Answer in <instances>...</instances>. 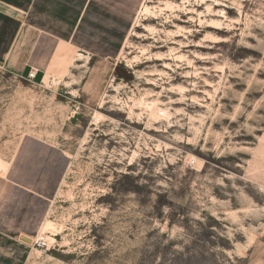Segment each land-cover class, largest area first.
Wrapping results in <instances>:
<instances>
[{
    "label": "rangeland",
    "instance_id": "rangeland-1",
    "mask_svg": "<svg viewBox=\"0 0 264 264\" xmlns=\"http://www.w3.org/2000/svg\"><path fill=\"white\" fill-rule=\"evenodd\" d=\"M166 1L0 0V264H264V0Z\"/></svg>",
    "mask_w": 264,
    "mask_h": 264
},
{
    "label": "bare ground",
    "instance_id": "bare-ground-1",
    "mask_svg": "<svg viewBox=\"0 0 264 264\" xmlns=\"http://www.w3.org/2000/svg\"><path fill=\"white\" fill-rule=\"evenodd\" d=\"M185 1V0H184ZM189 1V0H187ZM190 2V1H189ZM185 3V2H184ZM166 9H170V10H174V9H181V5L175 3V2H172V1H166L165 3V7H156L153 9V12H152V9L149 7V6H146L145 7V12H148V13H153L154 15H162L163 12L166 10ZM208 10L212 11V7L211 6H208ZM155 11V12H154ZM175 11V10H174ZM158 12V14H157ZM211 20V19H210ZM215 20V19H214ZM213 20V21H214ZM212 21V22H213ZM211 22V21H210ZM211 22V23H212ZM201 23V21H200ZM215 23V21H214ZM106 24V23H105ZM218 24V23H216ZM220 24V23H219ZM153 26V25H152ZM149 28L150 30L152 31H157L155 27H147ZM179 31H181V27H179ZM146 51L145 48H143L142 50V53H144ZM177 58H180L182 59L183 58V55H179ZM137 59V57H136ZM165 67H170V63H165ZM165 73V72H163ZM162 73V74H163ZM118 86V85H117ZM183 87V86H182ZM117 88V87H116ZM185 89V87H184ZM181 92H183V88H180L179 89ZM150 93H148L147 95H149ZM116 100H119V98H117ZM162 103L160 100L156 99V100H148L145 96L144 97H139V98H135L134 99V104L133 105H130V104H126L128 107H129V115L130 117H133V115H136V118L137 117H141L143 112L142 113H138L135 111L136 107L138 108H146V111L148 113V119L149 121H156L158 119L161 118V116L163 115V110H161L160 108L159 109H156L157 105ZM106 114L100 112V111H96V114L94 116V120L95 121H98L99 119L101 118H104ZM135 118V117H134ZM150 124V123H149ZM151 125V124H150ZM259 149V148H258ZM263 149V148H262ZM261 152V151H260ZM195 163V162H194ZM71 190V189H70ZM71 192V191H70ZM72 194V193H71ZM73 195V194H72ZM71 195V196H72ZM74 197V196H73ZM89 201V200H88ZM75 202V201H74ZM72 218V217H71ZM62 224V223H60ZM64 225V224H63ZM63 225H59L58 223H56L54 220L50 219V218H47L44 223H43V227L41 229V238H44L46 240V242L48 244L52 243L54 240H56L53 236H56L58 235V233H60V231L62 230V227ZM63 231V230H62ZM40 254L42 253L41 250H39Z\"/></svg>",
    "mask_w": 264,
    "mask_h": 264
},
{
    "label": "built area",
    "instance_id": "built-area-1",
    "mask_svg": "<svg viewBox=\"0 0 264 264\" xmlns=\"http://www.w3.org/2000/svg\"><path fill=\"white\" fill-rule=\"evenodd\" d=\"M35 73H32V76H34ZM194 162H192L193 164ZM35 245L39 248H44L45 246H48V243L46 242V240L44 238H37L35 241Z\"/></svg>",
    "mask_w": 264,
    "mask_h": 264
},
{
    "label": "crops",
    "instance_id": "crops-1",
    "mask_svg": "<svg viewBox=\"0 0 264 264\" xmlns=\"http://www.w3.org/2000/svg\"><path fill=\"white\" fill-rule=\"evenodd\" d=\"M28 70H29V67H26V68H25V72L28 71Z\"/></svg>",
    "mask_w": 264,
    "mask_h": 264
}]
</instances>
